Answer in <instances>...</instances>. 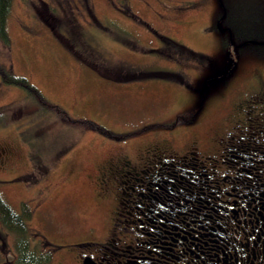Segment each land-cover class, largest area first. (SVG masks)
<instances>
[{
    "label": "rangeland",
    "instance_id": "1",
    "mask_svg": "<svg viewBox=\"0 0 264 264\" xmlns=\"http://www.w3.org/2000/svg\"><path fill=\"white\" fill-rule=\"evenodd\" d=\"M221 1L13 0L0 108L25 98L3 83L9 74L65 116L0 128V196L18 214L28 205V227L54 247L51 264H78L91 228L103 236L112 223L115 198L101 204L97 180L103 148L203 134L228 102L264 86V0ZM224 10L233 43L216 30ZM12 246L0 228V264Z\"/></svg>",
    "mask_w": 264,
    "mask_h": 264
},
{
    "label": "flooded vegetation",
    "instance_id": "2",
    "mask_svg": "<svg viewBox=\"0 0 264 264\" xmlns=\"http://www.w3.org/2000/svg\"><path fill=\"white\" fill-rule=\"evenodd\" d=\"M218 117L200 135L100 151L112 223L103 236L91 228L78 264H264V86Z\"/></svg>",
    "mask_w": 264,
    "mask_h": 264
},
{
    "label": "trees",
    "instance_id": "3",
    "mask_svg": "<svg viewBox=\"0 0 264 264\" xmlns=\"http://www.w3.org/2000/svg\"><path fill=\"white\" fill-rule=\"evenodd\" d=\"M13 0H0V41L9 46L10 38L7 31V24L11 14ZM128 11V9H126ZM162 38V37H161ZM166 39V38H163ZM167 40V39H166ZM2 81L5 85H14L24 91L25 98L20 103L0 108V128L16 124L20 118L36 119L37 123L43 120L47 123L51 115H59L64 119V116L57 106L51 105L40 91L24 77L4 74ZM70 119H68L69 121ZM86 124L87 122H78ZM48 124V123H47ZM44 128L47 126H43ZM50 131V129H49ZM49 131L47 133L49 134ZM23 136L22 132H20ZM44 135H47L46 133ZM26 138V137H24ZM33 140L37 144L32 143ZM26 143L29 144V149L35 150L38 145L37 138L30 139L28 137ZM32 218V211L27 204H22V213L15 212L7 202L0 196V228L8 237L13 239L11 258L7 264H51L52 251L54 247L40 234L33 232L28 227V221ZM8 245V244H7Z\"/></svg>",
    "mask_w": 264,
    "mask_h": 264
},
{
    "label": "water",
    "instance_id": "4",
    "mask_svg": "<svg viewBox=\"0 0 264 264\" xmlns=\"http://www.w3.org/2000/svg\"><path fill=\"white\" fill-rule=\"evenodd\" d=\"M220 2H221V4H222V1L220 0ZM225 17H226V12H225V10H224V16H223V18H222V20H224L225 19ZM221 22V21H220ZM220 22L218 23V27H219V29L221 30V28H220ZM221 32H225V30H221ZM229 34H230V41H231V43H233V34H232V32L229 30Z\"/></svg>",
    "mask_w": 264,
    "mask_h": 264
}]
</instances>
